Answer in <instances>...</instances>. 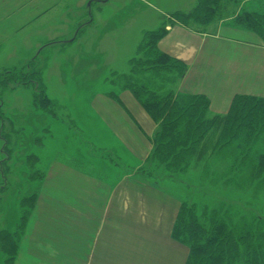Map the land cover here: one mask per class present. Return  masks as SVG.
<instances>
[{
	"label": "rangeland",
	"instance_id": "obj_1",
	"mask_svg": "<svg viewBox=\"0 0 264 264\" xmlns=\"http://www.w3.org/2000/svg\"><path fill=\"white\" fill-rule=\"evenodd\" d=\"M200 1L0 0V232L6 229L20 234L50 170L59 163L100 179L107 177L104 169L110 168L111 174L119 171L110 176L116 179L122 169L134 167L135 174L142 165H149L127 166L133 164L134 158L123 149L108 147L109 141L102 138L108 130L106 121L110 120L109 99L123 105L122 109H128L142 124V116L140 119L122 97L129 89L121 87L118 76L130 72L132 59L142 55L141 46L155 39L150 35L163 26L160 34L169 27L183 25L186 20L182 21L179 14L194 11ZM263 3L264 0H217L208 3L214 11L211 17L194 15L187 24L207 34L220 33V29L232 34L237 29L261 39L259 51L257 47L254 51L238 50L239 64L233 73L238 81L245 82V87L254 86L252 89L264 93V42L257 32L241 28L235 20L245 11H264ZM151 42L150 47L154 41ZM226 53L223 51V56ZM250 55L253 58L248 59ZM36 68L42 73L38 76L40 88L49 102L40 93L37 96L34 84L16 83L23 73H33ZM230 70L235 69L230 66ZM187 73L188 69L178 77L173 69L148 71L147 86L159 93L171 89L182 93L176 87ZM251 80L254 85H248ZM241 86L240 83L238 87ZM114 93L119 94V100ZM112 111L116 118L121 114L116 109ZM260 137L245 157L251 165L238 162L240 167L232 172L229 166L234 152L229 151L230 161V155L215 160L216 164L214 161V176L204 174L202 164L174 180L163 181L161 175L157 176L160 180L143 173L140 176L189 202L201 200L212 206L227 202L245 212L264 209V172L255 176L252 185L247 180L253 163L264 154V134ZM220 174L226 176L227 183L217 182ZM229 176L235 179L229 181ZM199 180H203V189L198 186ZM5 257L0 239V264H4Z\"/></svg>",
	"mask_w": 264,
	"mask_h": 264
},
{
	"label": "crops",
	"instance_id": "obj_2",
	"mask_svg": "<svg viewBox=\"0 0 264 264\" xmlns=\"http://www.w3.org/2000/svg\"><path fill=\"white\" fill-rule=\"evenodd\" d=\"M168 29L158 43L160 49L189 66L177 91L206 94L211 116L225 114L235 93L264 95L254 86L245 87L233 73L239 64L238 50L257 47L259 51L261 39L237 29L232 34L222 29L207 34L185 25ZM240 83L243 86L238 87ZM122 97L143 122L109 99L110 120L102 138L109 141L108 147L123 149L134 158L127 166L139 167L152 150L150 138L157 124L130 90ZM113 109L121 112L119 117ZM57 165L38 194L14 264H185L187 249L172 237L180 203L172 193L135 176L134 167L122 169L116 179L110 176L119 171L111 174L110 168L104 169L107 177L100 179L66 164Z\"/></svg>",
	"mask_w": 264,
	"mask_h": 264
},
{
	"label": "trees",
	"instance_id": "obj_3",
	"mask_svg": "<svg viewBox=\"0 0 264 264\" xmlns=\"http://www.w3.org/2000/svg\"><path fill=\"white\" fill-rule=\"evenodd\" d=\"M216 1L201 0L194 11L181 13L178 17L184 19L182 21L186 20L183 22L185 26H189L187 20L194 15L206 19L214 13L208 8L209 4ZM262 5L264 9V3ZM235 20L241 28L257 32L264 42V11H245ZM162 28L149 34L151 38L155 37L154 40L150 39L154 41L152 47L151 41L139 47L142 55L132 59L130 72L118 76L121 87L134 94L158 126L151 140L153 148L145 162L149 165H142L135 176L141 178L140 174L143 173L154 180H160L161 177L163 181L174 180L176 176L192 171L199 164L204 165V174L214 176L216 172H211L214 161L222 160L224 155H230V161L232 155L229 151L234 152L229 166L231 172L240 167L237 166L238 162L249 165L252 162L245 158L248 157L246 154L252 149L251 145L264 134V95L238 92L233 96L227 114L211 116L210 98L204 93H178L172 89L159 93L149 88L147 81L150 78L146 76L148 71L166 72L173 69L179 77L188 69L187 63L160 49L158 42L169 31L167 28L160 34ZM32 71L23 73L22 79L16 80V83L23 86L34 84L37 96L46 97L49 102L42 86L40 88L38 76L42 74L41 71L37 68ZM113 96L120 99L119 94L114 93ZM50 103L53 101L50 100ZM262 172L264 154L253 163L247 175L248 185H252L255 176ZM159 175L161 177H157ZM232 179L235 176H229L228 180ZM219 180L228 182L222 174L217 182ZM202 182L199 180V187L203 185ZM177 198L180 203L172 237L188 248L185 264H264V209L253 208V211L245 212L227 202L212 206L201 200L189 202L183 196ZM21 226L24 228L20 236L6 229L0 232L6 254L4 264L15 263L26 222Z\"/></svg>",
	"mask_w": 264,
	"mask_h": 264
}]
</instances>
